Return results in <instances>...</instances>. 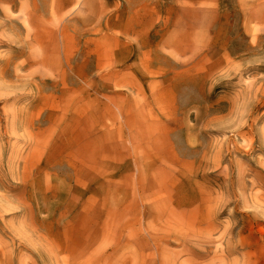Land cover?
I'll return each mask as SVG.
<instances>
[{
	"label": "rangeland",
	"instance_id": "1",
	"mask_svg": "<svg viewBox=\"0 0 264 264\" xmlns=\"http://www.w3.org/2000/svg\"><path fill=\"white\" fill-rule=\"evenodd\" d=\"M105 14L0 0V264H264V0Z\"/></svg>",
	"mask_w": 264,
	"mask_h": 264
},
{
	"label": "crops",
	"instance_id": "2",
	"mask_svg": "<svg viewBox=\"0 0 264 264\" xmlns=\"http://www.w3.org/2000/svg\"><path fill=\"white\" fill-rule=\"evenodd\" d=\"M94 1L98 2L101 10H105V19L119 20L118 34L125 37H117L119 43L127 45L136 42L139 53L147 49V43L157 32V0ZM138 56L141 57L140 54Z\"/></svg>",
	"mask_w": 264,
	"mask_h": 264
}]
</instances>
